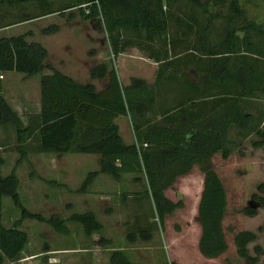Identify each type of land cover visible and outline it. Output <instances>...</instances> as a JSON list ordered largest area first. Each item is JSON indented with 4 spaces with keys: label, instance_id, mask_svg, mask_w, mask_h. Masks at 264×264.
<instances>
[{
    "label": "trees",
    "instance_id": "obj_1",
    "mask_svg": "<svg viewBox=\"0 0 264 264\" xmlns=\"http://www.w3.org/2000/svg\"><path fill=\"white\" fill-rule=\"evenodd\" d=\"M27 1L0 0V3L20 7ZM34 1L45 10L4 24L77 6L80 17L96 19L101 24L112 56L128 47H137L156 61L157 67L151 86L137 77H132L129 84L122 85L112 65L98 63L90 67L89 77H105L106 81L100 89H96L91 81L78 82L46 62L45 47L39 41L26 39L32 34L30 30L1 35L0 74L11 70L25 75H39V109L26 124L3 97L0 79V124L13 126L20 157L27 152L23 142L33 136V149L36 152L97 154L98 168L87 173L82 187L98 172L115 180L124 173H141L145 181L143 192L150 197L160 224L166 213L180 206V201H172L165 196L164 189L177 176L188 172L192 164H197L202 172L195 209V220L199 225L197 249L206 258L224 252L227 242L222 220L226 196L223 184L209 160L216 152L222 158L231 152L234 147L228 145L231 127L237 128L243 137L252 132V147L264 145V130L258 127L259 122H254L251 114L245 112L240 103L241 96L251 90L252 84L256 85L257 78L253 77L250 69L248 72L241 69L230 71L228 67L230 55L257 50L258 44L248 39L247 34L256 33L264 38V26L253 21L234 24L235 20L239 21L243 16V8L238 0H183L200 7L204 12L208 11V2L214 5L226 2V12H209L205 24L194 30L193 25L198 26L196 16L181 14L173 19L175 28L171 31L168 22L172 20L173 13L169 8L179 0H66V3L54 8L49 7L54 0ZM220 15L227 23L220 39L214 40L209 46L202 44L198 47L199 41L208 38V33L204 32L212 18ZM55 30L56 26L50 25L43 28L42 32ZM238 30L242 32L240 37L236 33ZM192 32L197 36L194 42L188 39ZM263 43L264 40L262 47ZM198 50L203 51V54H199ZM191 65L194 71L200 72L194 75L195 82H190L188 77ZM43 69L49 72H42ZM229 85L233 88L230 89ZM207 87L212 88L215 94L213 109L207 115H200L198 109L204 106V102L197 96L204 94ZM223 90L231 95L221 96ZM157 97L168 100L166 104L160 105L164 107V119L161 122L150 116L141 119L148 109L156 105ZM190 106L197 110L190 111ZM117 115L129 116L134 133L133 142L124 143L119 136L114 122ZM17 184L13 169L5 175L0 174V210L3 195L9 196L20 210V216L10 226L0 222V264L4 259L19 258L27 242L25 231L18 227L22 218L44 221L62 233L68 231L66 221L80 224L87 236L101 228V223L90 210L71 212L66 217L57 214L43 217L38 212L27 210L18 199ZM258 188L264 192V183ZM259 204L264 206V196ZM241 210L246 215L255 213L252 206H245ZM255 237V232L248 229L236 230L232 234L235 252L246 260L245 264H254L258 260L257 254L262 251L261 245L254 244V255L248 253L246 244ZM110 264L131 262L121 251H113ZM169 264L178 263L170 261ZM261 264H264V259Z\"/></svg>",
    "mask_w": 264,
    "mask_h": 264
},
{
    "label": "rangeland",
    "instance_id": "obj_2",
    "mask_svg": "<svg viewBox=\"0 0 264 264\" xmlns=\"http://www.w3.org/2000/svg\"><path fill=\"white\" fill-rule=\"evenodd\" d=\"M64 3L66 0H54L49 7H59ZM238 3L243 8V16L239 21L235 20L234 24L253 21L264 26V0H238ZM169 9L173 13L172 20L168 22L169 31L175 28L173 19L184 13L195 15L198 19V26L193 25L194 30L205 24L209 12H226V2L220 5L208 2V11L204 12L200 7L179 0ZM44 10L34 0L23 2L20 7L0 3V25ZM225 22L221 15L212 18L204 32L208 33V38L199 41L197 46H209L214 40L220 39ZM50 25H55L56 30L43 33L42 29ZM27 30L32 34L26 39L39 41L45 47V61L79 82L93 81L95 88L103 86L105 77H89L90 67L103 62L114 67L122 85L129 84L132 77L150 83L151 60L146 53L137 47H128L112 56L101 24L96 19L80 17L77 6L28 18L0 30V35ZM251 35L254 38L259 36L252 33L247 34V38L252 39ZM195 38V32L188 35L190 42H194ZM198 53L203 54V51L198 50ZM42 72L49 70L43 69ZM38 76L9 71L3 79V96L11 107L19 108L16 112L26 122L35 114ZM14 89L25 92L28 95L27 102L23 104L25 98ZM24 106L28 112L23 109ZM123 136L125 141L129 140V134L127 136L124 133ZM34 143L33 136L26 138L22 144L26 148V156L20 157L13 126L0 125V174L5 175L11 169L14 170L20 203L27 210L38 212L43 217L51 214L66 217L71 212L90 210L101 223V228L87 236L80 224L66 221L68 231L62 233L44 221L22 218L18 227L25 231L27 242L19 258L4 259L1 264H110L113 251H121L131 264H169L170 261L178 264H245L246 260L236 254L231 238L233 232L240 229H248L256 234L255 239L246 244L250 255H254V244L262 246L254 264H261L264 259V206L259 204L264 192L258 188L264 183V149H253L249 139H243L239 146H234L228 158H222L216 152L209 160L223 184L226 196L222 224L227 248L212 258L202 256L196 245L199 225L195 220V209L202 180V172L197 164L185 174L177 176L164 189L165 196L172 201H180V206L166 213L160 224L150 197L143 192L145 181L141 173H124L117 180L98 173L82 187L87 173L98 167L94 153L67 152L63 158L56 159L54 153L34 151ZM104 176L106 179L99 180ZM245 206L254 207L255 213L244 214L241 209ZM19 216L18 206L9 196L3 195L1 224L10 226Z\"/></svg>",
    "mask_w": 264,
    "mask_h": 264
},
{
    "label": "crops",
    "instance_id": "obj_3",
    "mask_svg": "<svg viewBox=\"0 0 264 264\" xmlns=\"http://www.w3.org/2000/svg\"><path fill=\"white\" fill-rule=\"evenodd\" d=\"M21 22H23V21H18V22L11 23V24H1L2 26H0V30H4V29H7V28H10L12 25L18 24V23H21ZM226 27H227V23L225 22L224 29ZM236 33H238L239 37L242 35V32L239 31V30ZM11 35H14V34H11ZM3 36H8V35H3ZM251 36H253V35H251ZM253 38H254V36H253ZM253 38L250 39V40L252 42H254L256 45L258 44L257 46L259 48L256 46L257 50H253V51L247 52V53L245 51H241L239 53H235V54L230 55L229 60H228V67H229L230 71H234L235 69H237V70L241 69L244 72H246V71L248 72L249 69H250L253 77H255V79L257 78L256 79V85L252 84L251 90L250 91H245V94L242 95L241 98H240V103H241V105L243 107V110L245 112H248L249 114H251L252 120L254 122H256V121L259 122L258 127H261L264 130V46L262 47V45H261L262 41L264 40V38H262L260 35L255 37L254 39ZM210 45H211V43H210ZM147 58H149V57H147ZM149 59L151 60L150 61L151 65H150L149 69L151 71L152 77H151L150 83H148V85L151 86L153 84V81H154V75H155V70H156V67H157V62L154 61L151 58H149ZM205 63H206V65H208V59L205 60ZM189 69L191 70V72H189V74H188L189 80H190V82H195L196 77L194 75H195L196 72L197 73H200V72L197 71V70L194 71L193 70L194 68H193L192 65L189 67ZM7 72H9V71H3L0 74V77H1V93H2V95H3V85H4L3 79H4V76H5V74ZM91 82L93 83V81H91ZM101 87L96 88V89H100ZM231 88H233V86H230V89ZM19 89H22V88H19ZM19 89H14V90H18L17 93L25 98V101L23 102V104H24L25 102H27L26 99L28 98V95L25 92L23 93ZM223 91H224V93H222L221 96L231 95L230 93H225V90H223ZM36 92H37V98L35 99L34 110H33V112L35 113L34 117L36 116V114L38 112V109H39V84H38V81H36ZM158 97L156 99V105H154V107L152 109H148L144 113V115H143V117L141 119H144V117H146V116H150L153 119H156V120H159V121L160 120L162 121V119H164V118H162V117H164V114H162V112L164 111V107H160V105L166 104V102H168V100L165 99V98L159 99ZM214 97H215V94L213 92V89L212 88L208 89V87L206 88L204 94H201V95L197 96V99H199L200 101L204 102V106L200 107V110L198 109V111H200L199 112L200 115H207L208 113L212 112ZM12 108L14 110H19V108H17V107L16 108L12 107ZM26 108L27 107H25V106L23 107V109H26ZM188 109H190V111L197 110V109H195L194 106H190ZM27 112H28V110H27ZM20 113H22L23 115H26V113L24 111H20ZM180 115H181V119H183L182 114H180ZM19 116L21 118V115H19ZM34 117H32V118H34ZM120 119H122L121 122H119ZM21 120L23 121V119H21ZM114 122L117 124V131H118V134L121 137L122 141L124 143L133 142L134 141V133H133V127L131 125V121H130L129 116L128 115H117L114 118ZM23 123L26 124V121H23ZM162 123H165V122H162ZM0 125L4 126L2 124H0ZM128 129H129V133H128ZM124 133L127 136L129 134V140H127V141L124 140V136H123ZM253 137H254V134L252 132H249L248 134H246V136L243 137V136L240 135V133H239L237 128L231 127V128H229V133H228V138H229L228 145H232V146L238 145L239 146L242 143L243 139H249V142H250V139H252ZM27 138H30V136L27 137ZM234 138H236V141H235ZM252 148L253 149H256V148L264 149V145H262L260 147H252ZM54 154L56 156V159H58V158L60 159V158H63V154L64 153H54ZM94 154L96 155V161H97V154L96 153H94ZM230 154H231V152L228 154V156L226 158H228L230 156ZM51 158H53V157H51ZM193 165L194 164H192L191 166H193ZM94 170H96V169H94ZM98 173H101V172H98ZM97 174H95L91 178L89 183L93 180V178ZM129 174H132V173H129ZM106 176L110 177L107 174H106ZM106 176L100 177L99 180H101L102 178L106 179ZM111 178L112 177H110V179ZM113 180H115V179H113ZM100 193H103V192L101 191Z\"/></svg>",
    "mask_w": 264,
    "mask_h": 264
}]
</instances>
